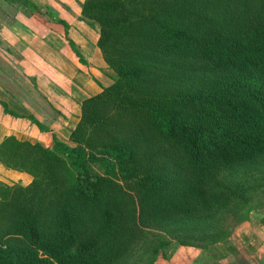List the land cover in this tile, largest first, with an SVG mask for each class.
Masks as SVG:
<instances>
[{
    "label": "trees",
    "instance_id": "16d2710c",
    "mask_svg": "<svg viewBox=\"0 0 264 264\" xmlns=\"http://www.w3.org/2000/svg\"><path fill=\"white\" fill-rule=\"evenodd\" d=\"M79 8L115 77L82 101L67 141L0 100L51 140L0 144V161L32 177L0 183V264H129L154 229L197 243L191 264H239L231 243L225 258L208 245L227 242L264 191V0Z\"/></svg>",
    "mask_w": 264,
    "mask_h": 264
},
{
    "label": "rangeland",
    "instance_id": "374dc122",
    "mask_svg": "<svg viewBox=\"0 0 264 264\" xmlns=\"http://www.w3.org/2000/svg\"><path fill=\"white\" fill-rule=\"evenodd\" d=\"M68 1L72 2L70 3L73 5L72 7H66L65 0H12V7L10 5L7 7V13L14 14L13 16H15L16 11H22L24 17L32 21L36 16L39 23V34L34 33L41 39L49 34L52 37L50 41L54 40V42L51 43L47 38L43 40L44 44L41 50L43 63L41 64L37 59L38 68L31 71L34 67L27 66L24 75L20 74L19 70L14 69L5 73L0 62V77H4L5 73L12 81L8 83L11 85V89L4 90L1 86L4 83L0 80V99L5 97L4 91H6L8 94L6 97H9L7 98V101L9 99L8 106L14 112L26 117L32 116L46 126L50 132H54L56 129L53 124H63L67 119L65 116L67 115L66 108L60 103L63 96L70 97L73 95L72 103L77 105L83 98L99 93L115 77L113 71L104 62L96 45L98 30L79 20V0ZM16 2H21V4L18 3L16 4L17 7H14ZM34 2L39 8L35 6ZM34 6L38 11L34 9ZM67 14L74 20V23H79H72L69 26L70 29L74 28L71 35L78 42L75 49H77L80 57H77L75 51L68 45L64 38L62 26L55 21L56 19H62L66 22L64 17ZM84 30H86V35L83 33ZM30 60L27 64L30 63ZM39 78L43 80L46 88L39 89V84L36 89L37 83L35 80ZM39 82L42 83L41 80ZM80 83L85 87L80 88ZM1 113L2 108L0 107V118L2 117ZM73 117L77 118V115ZM9 121H11L9 129L14 132V135L10 136L16 138L17 135L20 141L29 140V142L34 143L41 140V143L51 145L50 133L48 135L41 134L30 120L21 119L14 123L11 118ZM64 128H66V132L61 131L63 136L57 135L67 141L68 129L66 126ZM3 134L4 131H1L0 139L2 141L0 144L5 138L9 137H4ZM31 180L32 177L27 172L10 168L0 161V183L8 186H26ZM255 195L248 204V211L244 212L247 213L243 215L246 220L237 223L230 233L228 241L208 245L213 253L224 254L225 249L227 250V244L231 243L236 250L234 258L239 264H261V260L264 261V226L259 224L260 221L264 220V191L257 190ZM177 244L165 231L151 230L148 240L133 252L129 264H191L193 261L199 260L204 254L197 243L194 247H182ZM161 249L165 259L158 255ZM158 250L160 252L156 254ZM157 255L159 256L158 259H156ZM226 260L219 259L217 264H226Z\"/></svg>",
    "mask_w": 264,
    "mask_h": 264
},
{
    "label": "crops",
    "instance_id": "0c3cea01",
    "mask_svg": "<svg viewBox=\"0 0 264 264\" xmlns=\"http://www.w3.org/2000/svg\"><path fill=\"white\" fill-rule=\"evenodd\" d=\"M83 1L84 0H79L80 3H82ZM11 2L12 0H0V62L3 65V70H5V73H7L8 71H12L14 69V70H19V72H21L20 74L24 75L26 73L27 66L34 67V69H32L31 71H34L36 68H38L37 59H39L41 64L43 63V53L41 51L43 44H44L43 40L47 38V40L50 41V38L52 37H50L49 34L45 35V38L43 39H41L40 37L39 38L37 37L36 33L39 34V28H38L39 23L37 21L36 16H34V19L32 21V20L26 19L22 11L21 12L16 11L15 16H13L14 14L7 13L8 5L12 7ZM65 2L67 3L66 7L73 6L70 4L72 2L68 0H65ZM18 3L21 4V2H16L14 4V7H17L16 4ZM34 4L36 6L35 2ZM79 5H78V9L80 10ZM36 7L39 8L38 6ZM64 19L66 20V23L68 25H71L72 23L79 24V23H74V20L69 16V14H67V16L64 17ZM73 30L74 28L72 27L70 29V26H69L67 34H68V37L74 43L75 47L77 48L78 42L71 35ZM83 33L84 35H86V30H84ZM50 42L53 43L54 40ZM27 58H29L28 60L31 59L30 60L31 64L30 63L27 64L28 62ZM15 59H16V62H15ZM5 73L3 75L4 77H0V80H2V82L4 83V85L2 84L1 86L4 90H8V89H11V85L8 83H11L12 81L9 80V78L7 77ZM40 80L42 83L39 82ZM35 82L37 83L36 89L39 84H40L39 89L46 88V86H44L43 84L44 82L42 79L40 78L36 79ZM84 83H85V80H84ZM81 87L83 88L85 86L82 83H80V88ZM89 87H91V85H89ZM4 94H5V97H2L0 100L8 104L9 99L7 101V98L9 97H6L8 96V94L6 93V91H4ZM73 97L74 96L71 95L70 97L63 96L62 99L60 98L61 105L65 107L67 111V115H65L67 119H65V122L63 124L55 123L56 121L54 122L55 124H53V127L56 128L54 132L58 135L60 134L61 136H63L61 131L64 130L66 132V128H64V126H66L68 129L67 134L69 136L70 132L75 128L76 124L79 121L81 103L84 99L88 98V97H85L82 100H80L77 105L76 103L74 105V103H72ZM74 115H77V118L73 117ZM1 116L2 117L0 118V122L2 123H0V133L1 131H4V134H3L4 137L14 135V132H11V130L9 129V126L11 124V121H9V119L12 118L14 120V123H16L22 118H14L10 115L4 114L3 111L1 113ZM16 138L18 139L19 137H17L16 135ZM1 141L2 139H0V142ZM40 141L41 140H39L38 142ZM254 248L258 249L257 247H254ZM221 255L223 257H227L229 255V252L225 249L224 254L221 253ZM260 263L264 264V261L261 260Z\"/></svg>",
    "mask_w": 264,
    "mask_h": 264
}]
</instances>
